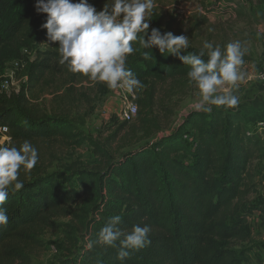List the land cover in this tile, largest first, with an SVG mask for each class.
I'll return each instance as SVG.
<instances>
[{"label": "trees", "instance_id": "trees-1", "mask_svg": "<svg viewBox=\"0 0 264 264\" xmlns=\"http://www.w3.org/2000/svg\"><path fill=\"white\" fill-rule=\"evenodd\" d=\"M228 1L238 8L236 0ZM15 3H21L23 11L11 18ZM35 4L36 0H0V19L6 23L0 33V71L7 60H21L25 66L17 76H26L18 93L0 94V125L8 126L17 146L26 139L60 138L77 147L88 143L101 163L95 169L76 166L71 172L46 173L38 160L30 174L21 171L23 188L10 192L3 205L9 221L0 225V264H31L33 247L43 245L41 235L61 216L71 217L65 226L76 251L62 264H245L244 249L236 244L250 237L252 211L246 197L254 187L251 166L264 152L258 130L246 118L252 107L214 105L211 112H190L174 132L154 140L162 129L153 114L156 84L172 82L171 96L176 95L189 84L190 66L161 55L157 48L141 49L128 57L127 66L143 84L135 91L139 139L151 138L152 144L124 152L116 160L107 144L79 130L64 111L68 93L54 95L53 102L61 107L54 112L31 101L48 73H67L73 80L82 75L59 63L58 42L44 51L34 49L39 23L47 15L38 14ZM25 50L35 57L29 58ZM143 51H152L156 61L145 60ZM199 51L191 45L187 50ZM72 90L71 85L67 92ZM115 215L122 216L120 227L126 231L137 224L151 228V244L123 262L117 259L118 248H87Z\"/></svg>", "mask_w": 264, "mask_h": 264}, {"label": "rangeland", "instance_id": "rangeland-1", "mask_svg": "<svg viewBox=\"0 0 264 264\" xmlns=\"http://www.w3.org/2000/svg\"><path fill=\"white\" fill-rule=\"evenodd\" d=\"M92 2L101 10L105 0ZM228 2L157 0L158 7L150 28L160 27L162 32L172 31L175 35H187L190 45L199 50L206 40L221 46L222 50L229 42L235 40L246 44L249 51L243 58L244 63L239 66L243 79L233 91L240 99L239 105L252 107V113L247 114L246 118L251 128L258 130L257 134L264 143V124H260L264 122V80L261 79L264 72V0H236L234 3L238 5L237 9L231 7ZM23 7L21 3L13 4L9 16H17L23 11ZM44 21L45 18L39 25ZM5 26V21L0 19V33H3ZM46 33L47 29L40 27L35 50L44 51L52 47L53 44L48 41ZM24 53L29 58L35 57L28 50ZM13 61L9 59L4 63L0 75L12 66ZM45 79L46 81L34 90V99L31 101L46 112H54L55 109L57 111L61 108L53 102L54 95L68 93L69 100L62 104L64 111L69 113L79 130L103 146L107 144L105 147L113 150L116 160L124 152L152 144L151 138L140 141L142 132L138 129L141 128V123L137 117L124 124L117 114L118 110L125 106V99L137 103L136 92L110 90L106 84L98 85L99 83L84 75L73 80L67 73H48ZM71 85L74 90L67 92ZM172 85L170 81L156 84L157 104L153 114L158 117L162 129L154 134V140L179 128L187 115L194 111L191 105L199 100L198 89L194 85L189 83L182 87L181 92L171 96ZM31 143L38 149L39 161L46 173L71 172L76 166L95 169L101 163L100 157L88 143L77 147L60 138L33 140ZM251 171L254 187L246 197V207L252 211L248 216L251 232L248 240L236 246L244 249L245 264H264V152L261 158L253 162ZM74 207L75 205L70 209ZM70 219V216H61L55 219L56 226L47 228L41 235L43 245L33 247L31 264H62L65 259L73 256L72 253L75 254L65 226Z\"/></svg>", "mask_w": 264, "mask_h": 264}, {"label": "clouds", "instance_id": "clouds-1", "mask_svg": "<svg viewBox=\"0 0 264 264\" xmlns=\"http://www.w3.org/2000/svg\"><path fill=\"white\" fill-rule=\"evenodd\" d=\"M157 7V0H105L101 10L89 0H36L35 4L38 14H47L40 27L47 29L49 42H58L59 63L69 72L106 84L110 90L134 93L143 84L127 66L128 57L141 49L157 48L161 55H172L190 66L187 77L199 96L191 105L192 110L211 112L213 105L236 108L240 99L233 90L243 79L239 66L249 51L246 44L235 40L222 50L206 40L199 53H189L187 35L150 28ZM141 55L145 60L156 61L152 51ZM38 160V149L27 139L19 146L12 141L0 144V225L9 221L3 205L10 192H18L24 186L19 179L21 171L30 174ZM122 222L121 215L110 217L87 248L92 249L94 244L118 248L117 259L123 262L151 244L150 226L137 224L126 231L120 227Z\"/></svg>", "mask_w": 264, "mask_h": 264}, {"label": "built area", "instance_id": "built-area-1", "mask_svg": "<svg viewBox=\"0 0 264 264\" xmlns=\"http://www.w3.org/2000/svg\"><path fill=\"white\" fill-rule=\"evenodd\" d=\"M24 66V62L16 60L5 73L0 75V94L11 96L20 91L21 83L26 79V76L18 77L17 71L23 69ZM261 79L264 80V72L261 74ZM125 101V106L120 108L117 114L122 122H131L137 114L138 105L127 99ZM260 124H264V122H260ZM9 141H11V136L8 126L0 125V144H7Z\"/></svg>", "mask_w": 264, "mask_h": 264}, {"label": "crops", "instance_id": "crops-1", "mask_svg": "<svg viewBox=\"0 0 264 264\" xmlns=\"http://www.w3.org/2000/svg\"><path fill=\"white\" fill-rule=\"evenodd\" d=\"M261 108V107H260ZM260 129H262V127L260 128ZM259 133V132H258ZM259 135V134H258Z\"/></svg>", "mask_w": 264, "mask_h": 264}]
</instances>
